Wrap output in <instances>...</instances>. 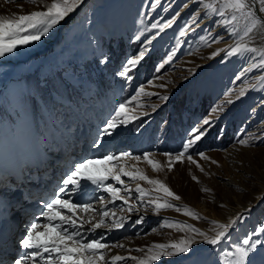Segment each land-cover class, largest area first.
Returning <instances> with one entry per match:
<instances>
[{
	"label": "rangeland",
	"instance_id": "1",
	"mask_svg": "<svg viewBox=\"0 0 264 264\" xmlns=\"http://www.w3.org/2000/svg\"><path fill=\"white\" fill-rule=\"evenodd\" d=\"M51 2L38 0V5L34 6L26 0H0V15L14 16L44 10L40 5ZM153 3L154 0H83L47 36L29 45L18 46L14 53L0 58V126L6 130L0 134V156L9 154L12 152L11 147L19 145V154L24 156L19 155V158L28 161L22 151L27 148V141L20 131L29 135L30 127L37 143L40 145L38 139L43 136L47 147L50 146L48 142H51L50 127L59 135L60 142L79 136L82 126H87L95 138L99 129L114 115L118 104L133 95L141 85L146 86L147 92L156 93L157 96H169L166 102L157 96L141 97L148 115L141 116L140 120L127 128H121L119 134L105 138L101 147L94 148L96 156L93 157L124 151L135 155H142L146 151L155 153L150 159L160 162L161 171H153L146 162L132 159L122 161L125 171L140 169L149 178L160 180L181 198H166L171 204L190 209L201 219L190 218L174 209L161 210L157 215L151 209L141 207L138 212L131 214L123 229L111 232L103 228L96 230L97 233L106 234L110 242L118 241L124 245L123 249L102 250L107 251L109 256L143 258L144 252L130 250L147 248L153 243L178 242L186 235H192L187 229L159 228L158 222L165 219L192 225L213 236V222L228 223L240 216L242 222L229 230L233 240L252 233L264 224V143L260 142L264 138V91L253 90L261 73L251 70L244 83L235 79L243 68L249 67V62L242 57H225L221 50L232 45L233 39L215 23L211 14L208 19H203L204 10L198 13L202 18L198 21L199 27L194 32L188 31L183 37L179 36L198 7L192 0H160L159 6L154 9L151 7ZM258 8L257 0L255 9L264 19V13H259ZM173 18L175 23L153 41L149 56L132 74V81L128 82L116 75L122 61L137 54L141 45L135 37L139 32L153 22L163 24ZM66 22L69 23L61 29V25ZM243 26L244 21L236 25L238 30H242ZM205 29L213 37L221 35L223 39L219 43L210 42V46H204L200 38L208 35ZM155 32H146L141 36V41ZM253 46L264 49V29H257ZM173 51L175 56L172 62L156 73L155 67ZM218 51L219 56L210 58L212 53ZM105 57L107 62L101 63ZM155 76L160 78L154 80ZM150 80H154V87L147 86ZM14 83L19 84L23 91L13 94L17 98H13L8 90ZM242 88L246 89L245 95L237 99ZM229 90L230 97L225 95ZM229 98L234 103L229 104ZM78 99H81L80 106L76 107ZM217 104L225 105V111L218 120L216 116L212 117L217 120L215 126L193 150L202 151L209 157L205 161L198 155L194 156L204 171L201 172L186 159L174 162L172 171H168L167 157L163 153L180 150L189 130L199 126L200 121ZM153 106L155 111L152 110ZM19 124H22V130ZM53 125H56V129ZM138 128L142 134H138ZM253 136L256 138H251ZM87 138L90 140L92 137L88 135ZM241 139L248 140L249 146L238 143ZM27 154H30L29 150ZM44 160L42 155L40 161ZM212 160L217 163H211ZM193 176L197 179L193 180ZM137 183L148 191L153 188L142 180L128 182L123 187L134 190ZM202 189L209 191L204 192ZM99 193V196H107L97 191L89 198ZM151 194L163 197L162 192ZM15 198L14 193L7 199L13 202ZM82 199L84 197L75 202L81 203L84 201ZM91 203L94 207L100 205L97 199ZM121 203L116 201L117 205ZM108 207L112 209L113 205L109 203ZM121 215L129 216L127 212L116 211L117 217ZM140 217L144 218V222L134 224ZM154 228L157 229L155 233L152 232ZM259 238L264 239V235ZM195 239L198 242L193 244L194 251L191 253L162 257L153 264H215L212 246L204 243L202 237L196 236Z\"/></svg>",
	"mask_w": 264,
	"mask_h": 264
},
{
	"label": "snow or ice",
	"instance_id": "2",
	"mask_svg": "<svg viewBox=\"0 0 264 264\" xmlns=\"http://www.w3.org/2000/svg\"><path fill=\"white\" fill-rule=\"evenodd\" d=\"M6 2H12V0H6ZM26 2L34 6L38 5V0H26ZM192 2L197 4L198 7L186 22L187 27L182 28L179 32V36L183 37L188 31L194 32L199 27L198 21L202 19L198 15L199 11L204 10L203 19H208L209 14H211L215 18V23L222 27L224 32L233 39L232 45L221 50L225 53V57H242L245 58L246 62H249V67L243 68L235 79L244 83L248 73L255 69L261 74L258 75L257 84L253 90L264 91V49L253 46L257 29H264V19L258 16L257 11H253V5L257 3V0H192ZM82 3L83 0H52L50 4L40 5L44 10L14 16L0 15V58L14 53L18 46L29 45L47 36L51 29L64 21ZM258 3V12L264 13V0H258ZM159 4L160 0H154L151 7L154 9ZM184 6L187 7V5ZM240 21H244L242 30H238L236 27ZM141 23H143V20H141ZM174 23L175 18L163 24H160L159 21L153 22L139 32L135 37L141 45L137 54L126 57L116 75L131 82L134 78L132 74L141 62L149 56L153 41L165 29L171 28ZM152 30H156L155 34L151 37H145L141 41V36ZM205 31L208 32V35L200 38L204 46H210V42L219 43L223 39L221 35L213 37L208 29H205ZM219 55V51L214 52L210 58ZM174 56L175 51L155 67V72L160 73L165 65L172 62ZM106 62L107 57L101 60V63ZM159 78V76H155L154 80ZM154 80L148 81L147 86L154 87ZM145 88V85H141L133 95L118 104V107L114 110V115L99 129L92 143L93 148L101 147L105 138H111L119 134L121 128H127L130 124L140 120L141 116L148 115L140 98L157 96V94L147 92ZM245 92L246 89L242 88L237 95V99L243 97ZM225 95L230 97L231 90L226 92ZM157 98L165 102L169 100L167 95L157 96ZM227 102L229 104L234 103L230 98ZM152 110L155 111V106ZM224 111L225 105L223 104L213 106L208 115L200 121L199 126H194L189 130L180 150L175 153H163L167 157L168 171H172L174 162H182L183 159H186L190 164H195L201 172L204 171L203 167L194 159V156L198 155L200 159L205 161H208L209 157L202 151L193 150L197 143L209 134L220 118V114ZM213 116H216L217 120L212 119ZM142 125L143 121H141V127ZM137 132L142 134L140 128L137 129ZM251 138L255 139L256 137ZM260 142L264 143V138H261ZM238 143L249 146L248 140L241 139L238 140ZM154 155L155 153L151 151H146L142 155L124 151L119 154H105L102 157H87L75 163L63 176L52 196L42 202L43 207L40 213L26 224L24 235L18 242L21 255L14 258L12 264H117V262H123V264H131V262H135V264H153L154 261H159L162 257L170 258L191 253L194 251L193 244L198 242L195 239L196 236L202 237L204 243L212 246L216 256L215 264H264V239L259 238L264 235V224L254 229L252 233L233 240L229 230L234 229L238 222H242L243 218L240 216L228 223L217 224L213 222L215 230L213 236H209L189 224H181L178 221L174 222L167 219L159 221L158 227L161 229L164 227H176L179 231L187 229L192 235H186L178 242L153 243L147 248L130 250L144 252L143 258L121 255L109 256L107 251H102L117 247L123 249L124 245L118 241L110 242L106 234L97 233L96 230L103 228L111 232L114 229H123L131 214L138 212L141 207L151 209L157 215L161 210L174 209L176 212L183 213L190 218L201 219L190 209L171 204L166 198L170 197L173 200H180L181 198L175 195L160 180L149 178L140 169H136L135 172L125 171V165L122 161L127 159L142 160L150 165L153 171H161L160 162L150 159ZM211 163L215 164L217 162L212 160ZM122 177L128 179L125 180ZM192 179L196 180L197 178L193 176ZM141 180L152 185V190L148 191L142 188L139 183H137L134 190L123 187L128 182ZM109 181L113 183H109ZM97 191L107 194V196L96 198L101 205L100 208L94 207L88 200L77 203L72 199L76 195L89 197ZM202 191L207 192L209 190L202 189ZM152 192H162L163 197L153 196ZM121 193L124 194L121 195ZM116 201L122 203L117 205ZM130 201L133 202L130 203ZM109 203L113 205L112 209H109ZM116 211L127 212L129 216L121 215L117 217ZM143 222L144 218L140 217L133 223L142 224ZM86 225L90 227H85ZM152 232H157V229H152ZM136 235L139 236V233ZM0 264H3V262L0 261Z\"/></svg>",
	"mask_w": 264,
	"mask_h": 264
},
{
	"label": "bare ground",
	"instance_id": "3",
	"mask_svg": "<svg viewBox=\"0 0 264 264\" xmlns=\"http://www.w3.org/2000/svg\"><path fill=\"white\" fill-rule=\"evenodd\" d=\"M256 8V4H254L253 5V11L254 10H256L255 9ZM257 11V10H256ZM81 12V11H80ZM262 19H263V17H262V15H260V14H258ZM79 17V16H78ZM78 17H77V19H78ZM70 19V18H69ZM69 22H66V23H64L63 25H61V29H63L64 28V26L66 25V24H68ZM61 29H60V31H61ZM59 34H60V32H59ZM52 42V40L51 41H48V44H50ZM23 89H25L26 90V88H25V86L23 85ZM9 92H10V95H12V97L13 98H17V97H14L13 96V94H15V95H17V94H19V92H23L22 90H21V87L19 86V84H16V83H14L12 86H10L9 87ZM24 90V91H25ZM35 130L36 131H39L36 127H35ZM30 133H32V130H31V127H30ZM72 150H74L73 148H71V150H69L67 153L69 154V157H71V158H73V156H72V154H71V152H72ZM8 151V150H7ZM84 152V151H83ZM10 153V152H9ZM78 154V153H77ZM84 155H80V160H83V157H86V153H83ZM31 155H33V156H35V158H37V159H39L40 160V158H41V156H42V154L38 151L37 153H33V154H31ZM30 155V156H31ZM74 155H76V154H74ZM79 155V154H78ZM13 156V155H12ZM0 159L2 160L1 162H0V168L2 169V168H5V164L7 163V162H11L12 161V158L9 156V155H7V154H3V155H1L0 156ZM43 159V158H42ZM68 161V160H67ZM35 162L37 163V160L36 161H33L32 159H31V162H30V165L32 164V165H34V167H36V165H35ZM69 162V161H68ZM79 162V161H78ZM70 163V162H69ZM77 163V162H76ZM5 172H6V170H4ZM49 172V171H48ZM57 175H58V173H57ZM7 184V185H6ZM5 184V187H4V190H8V189H11V187H9V185L8 184H10L9 182L8 183H6ZM2 187V186H1ZM0 187V188H1ZM99 195H101V193H99V194H97L94 198H92L90 201H93V200H95ZM93 196V195H92ZM81 198H83L82 196H78V195H76V196H74V197H72V199H74V201H77V200H79V199H81ZM90 198L89 197H84V199H82V201L83 200H89ZM96 207L97 208H100L101 207V205H99V207H98V205H96ZM244 210V208L242 209V211ZM248 209H245V211H247ZM241 211V210H240ZM239 211V212H240ZM239 212H238V214H239ZM104 232V231H103ZM178 263V262H177ZM176 263V264H177Z\"/></svg>",
	"mask_w": 264,
	"mask_h": 264
}]
</instances>
